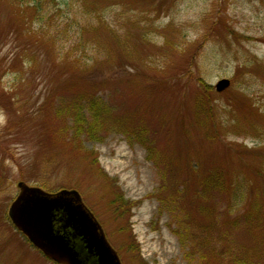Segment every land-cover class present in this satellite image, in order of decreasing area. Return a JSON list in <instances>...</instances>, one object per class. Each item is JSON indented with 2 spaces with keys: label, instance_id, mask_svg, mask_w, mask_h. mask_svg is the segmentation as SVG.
<instances>
[{
  "label": "rangeland",
  "instance_id": "rangeland-1",
  "mask_svg": "<svg viewBox=\"0 0 264 264\" xmlns=\"http://www.w3.org/2000/svg\"><path fill=\"white\" fill-rule=\"evenodd\" d=\"M42 1L43 21L0 0V264H54L8 219L19 182L77 191L121 264H208L225 247L264 264V205L231 225L242 205L200 184L222 166L264 202V0ZM92 97L109 132L75 142L56 109ZM124 128L145 131L159 167Z\"/></svg>",
  "mask_w": 264,
  "mask_h": 264
},
{
  "label": "water",
  "instance_id": "water-1",
  "mask_svg": "<svg viewBox=\"0 0 264 264\" xmlns=\"http://www.w3.org/2000/svg\"><path fill=\"white\" fill-rule=\"evenodd\" d=\"M229 86L230 81L222 79L215 90L221 93ZM17 189L8 217L46 259L56 264H121L77 191L47 193L24 182Z\"/></svg>",
  "mask_w": 264,
  "mask_h": 264
},
{
  "label": "trees",
  "instance_id": "trees-1",
  "mask_svg": "<svg viewBox=\"0 0 264 264\" xmlns=\"http://www.w3.org/2000/svg\"><path fill=\"white\" fill-rule=\"evenodd\" d=\"M17 1L24 4L25 7L31 5V9L34 10L33 14H36L37 19L43 21V15L41 12L44 2L42 0ZM56 115L61 117V119L65 118L71 122L72 125L69 129L71 132L70 137L71 140H74L75 142L79 141V143H81L80 139L82 140V138H84L83 140L86 142H98L104 135L108 134L106 132H109V129L107 127L109 126V124L106 122V120L110 119V110L103 101L95 97L85 98L77 101L74 100L73 102L68 103H60L56 109ZM119 131L128 135L129 139H134L138 143L145 146L148 152V160H152L157 164L158 167L160 166L161 158L159 159V157L156 156V152H154L153 148H151V144L146 143L148 142V138L146 137V133L143 129L138 131H129L125 130L124 128L123 130ZM84 141H82V143H84ZM164 166L167 167L166 163H164ZM216 167L218 168H213V170H211L208 175H206L205 177L203 176L200 179V184L203 192H205V195L208 198H210L211 192H229L230 197L227 206L228 213L232 214L236 207L242 205V208L240 209L242 213H240L238 218H235L231 222V225L237 226L241 222L248 229H250L257 221V209L255 207L260 204L264 205V202H260L254 192H252L250 196L251 198H249V200L246 202V199L244 200V191L240 183H235L232 180L228 182L226 180V171L224 170V168L222 166ZM238 198L241 199V201H239ZM249 202L250 205L248 208H246L245 205ZM168 203L171 204V202ZM168 203L166 204V206L168 205ZM201 206V209L206 214H208V212H210V214L213 213V209L209 205L208 208L204 205ZM238 210L239 209H236L235 211L237 212ZM175 217L178 219L177 214L175 215ZM179 221L180 220L178 219L177 222ZM210 227L211 225H208V243L211 240V237H209ZM180 230H182V228L179 224V232L175 234L180 238V240H184L186 235L182 234ZM213 253H216L215 257H217V259H215L214 261L208 260V264H254L252 261H249L246 258L240 257L239 255L235 254L231 251V249H226V247L224 249H221L219 252L214 251ZM201 259L205 261L207 257L205 255H202Z\"/></svg>",
  "mask_w": 264,
  "mask_h": 264
},
{
  "label": "bare ground",
  "instance_id": "bare-ground-1",
  "mask_svg": "<svg viewBox=\"0 0 264 264\" xmlns=\"http://www.w3.org/2000/svg\"><path fill=\"white\" fill-rule=\"evenodd\" d=\"M123 157H124V159L123 160H125L126 159V161L124 162H120V161H117L116 163H114V166L113 165H111V167L113 168V169H115L117 172H119V173H122L123 171H125L126 169H128V167H129V165H130V162L128 161V157H127V155L126 154H124V155H122ZM123 177V179L124 180H128L129 178H130V176L128 175V174H125V175H122ZM134 178V177H133ZM139 183H138V181H134L132 184H130L129 185V187L131 188V189H133V190H135L134 188H136L137 187V185H138ZM144 186V185H143ZM136 191H140V190H137L136 189ZM141 191L143 192L144 191V189H141ZM145 212H142V215L144 214ZM142 223H144V219L142 218Z\"/></svg>",
  "mask_w": 264,
  "mask_h": 264
}]
</instances>
